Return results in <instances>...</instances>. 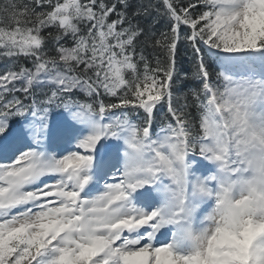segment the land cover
Returning a JSON list of instances; mask_svg holds the SVG:
<instances>
[{
	"label": "snow or ice",
	"instance_id": "6c2138e0",
	"mask_svg": "<svg viewBox=\"0 0 264 264\" xmlns=\"http://www.w3.org/2000/svg\"><path fill=\"white\" fill-rule=\"evenodd\" d=\"M131 7L0 0V264H264V0Z\"/></svg>",
	"mask_w": 264,
	"mask_h": 264
},
{
	"label": "trees",
	"instance_id": "16d2710c",
	"mask_svg": "<svg viewBox=\"0 0 264 264\" xmlns=\"http://www.w3.org/2000/svg\"><path fill=\"white\" fill-rule=\"evenodd\" d=\"M129 2L132 5L129 11L132 12L141 5H155L158 3V0H129ZM185 2H187V0H185ZM154 17L155 12L153 10V15L151 17L145 18L142 16L139 19L142 25L147 24L148 27L154 29L156 35H159L160 32L167 30L168 22L164 17H160L158 20ZM148 51L152 52L153 50L149 47ZM194 63V55L191 47H189L185 41L181 40L176 52V67L180 71L182 77L184 73L188 75L187 78H182L177 81L174 91L184 93L196 86L197 81L193 78ZM192 112L195 114V109H192ZM157 115L159 117L160 113L158 112Z\"/></svg>",
	"mask_w": 264,
	"mask_h": 264
}]
</instances>
